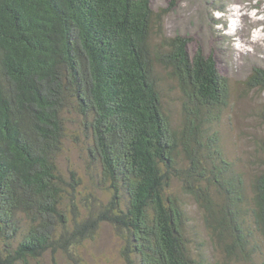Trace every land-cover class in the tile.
<instances>
[{
  "label": "trees",
  "instance_id": "trees-1",
  "mask_svg": "<svg viewBox=\"0 0 264 264\" xmlns=\"http://www.w3.org/2000/svg\"><path fill=\"white\" fill-rule=\"evenodd\" d=\"M155 18L151 0H0V264L73 255L103 223L121 238L126 264H204L174 179L204 211L226 258L260 249L245 226L244 179L209 135L229 103V80L183 34L153 46ZM159 66L182 96L178 124ZM248 83L264 89V69L255 67ZM67 108L90 131L89 155L108 193L84 218L58 165ZM251 202L264 243V164Z\"/></svg>",
  "mask_w": 264,
  "mask_h": 264
},
{
  "label": "rangeland",
  "instance_id": "rangeland-1",
  "mask_svg": "<svg viewBox=\"0 0 264 264\" xmlns=\"http://www.w3.org/2000/svg\"><path fill=\"white\" fill-rule=\"evenodd\" d=\"M151 3L156 13L153 46H158L162 37L183 34L190 40V51L201 47L206 55H213L219 71L229 80V103L217 111L209 135H217L224 157L244 179L247 187L245 207L249 208L244 214L245 226L253 231L260 245L248 259L232 261L226 258L223 249L211 238L204 211L196 199L186 193L182 183L174 179L171 191L177 194L186 210L192 249L204 255V264H262L264 243L255 230L250 208L252 184L264 164V121L261 117L264 89L253 88L248 79L255 67L264 69V0H151ZM240 8L242 10L238 11ZM235 11L241 15L235 16ZM232 29L236 30L234 38L247 41L244 42L245 52L239 53L229 46L227 40H230ZM158 69L163 78L165 105L173 122L178 124L182 114L181 93L167 70L160 66ZM64 117L66 129L58 165L76 189L77 207L71 208L76 217L84 218L89 207L99 206L108 199V193L100 183V165L89 155L90 131L73 108H67ZM70 215L73 217L72 213ZM121 248L122 240L114 228L103 223L73 255L47 252L41 261L42 264H126Z\"/></svg>",
  "mask_w": 264,
  "mask_h": 264
},
{
  "label": "bare ground",
  "instance_id": "bare-ground-1",
  "mask_svg": "<svg viewBox=\"0 0 264 264\" xmlns=\"http://www.w3.org/2000/svg\"><path fill=\"white\" fill-rule=\"evenodd\" d=\"M233 10H236V9H233ZM241 10L242 9L240 8L238 11H241ZM235 12H236L235 16L241 15L239 12H237V11H235ZM235 31L236 30L232 31V33L230 34V40L228 39L227 42L229 43V46L232 47L235 51L237 49L239 51V53H242V51L245 52L247 50V48L245 47L244 42L246 43L247 41H244L243 39L240 40L241 38H239V39L234 38V36L236 35ZM262 39H264V37H262ZM235 41H236V43L234 44ZM254 41H256V40H254ZM254 41L252 40V42H254Z\"/></svg>",
  "mask_w": 264,
  "mask_h": 264
}]
</instances>
